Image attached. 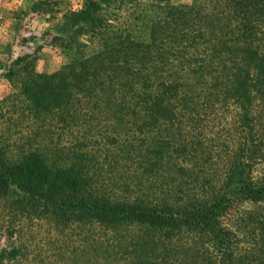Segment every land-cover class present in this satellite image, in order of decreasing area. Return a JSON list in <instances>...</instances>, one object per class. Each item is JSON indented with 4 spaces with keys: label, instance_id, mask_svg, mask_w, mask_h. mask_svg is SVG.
<instances>
[{
    "label": "trees",
    "instance_id": "obj_1",
    "mask_svg": "<svg viewBox=\"0 0 264 264\" xmlns=\"http://www.w3.org/2000/svg\"><path fill=\"white\" fill-rule=\"evenodd\" d=\"M111 2L126 1L63 14L62 47L87 36L100 49L29 76L22 91L61 123L106 120L125 198L94 190L81 154L56 165L37 152L9 161L1 149L0 195L61 223L136 229L131 264H264V0H150L129 25L112 20ZM242 204L254 208L236 222L248 246L222 223Z\"/></svg>",
    "mask_w": 264,
    "mask_h": 264
},
{
    "label": "rangeland",
    "instance_id": "obj_2",
    "mask_svg": "<svg viewBox=\"0 0 264 264\" xmlns=\"http://www.w3.org/2000/svg\"><path fill=\"white\" fill-rule=\"evenodd\" d=\"M86 1L0 0V149L9 161L37 152L56 165L69 164L81 154L95 172L94 190L122 199L126 196L122 182L128 180V174L126 167L111 159L113 150L105 144L110 133L106 120H92L91 125L61 123L54 114L30 109L22 91L29 76L56 72L100 49L98 42L87 36L80 38V46L68 48L55 38L60 36L57 27L62 15L80 10ZM125 1L104 6L115 23L133 24L138 9L150 0ZM164 1L188 4L203 0ZM12 200L10 194L0 195V264H131L134 259L130 238L136 229L112 230L90 221L61 223L39 209L17 210ZM250 210H254L251 204H242L222 218L244 246L254 241L250 230H235L236 222ZM12 249L17 250L15 258Z\"/></svg>",
    "mask_w": 264,
    "mask_h": 264
}]
</instances>
